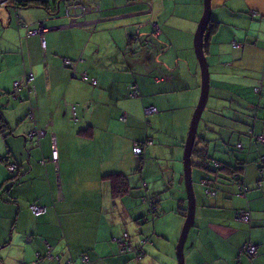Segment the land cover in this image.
<instances>
[{
	"label": "crops",
	"instance_id": "1",
	"mask_svg": "<svg viewBox=\"0 0 264 264\" xmlns=\"http://www.w3.org/2000/svg\"><path fill=\"white\" fill-rule=\"evenodd\" d=\"M202 2L51 0L0 8V158L8 153L20 166L14 182L16 173L0 160V264H72V256L77 264H140L115 242L142 232L137 221L146 216L135 215L139 199L129 200L138 195L132 172H140L161 212L178 206L186 214L181 162L201 91L192 38ZM210 19L219 25L203 42L209 95L191 155L192 226L198 219L185 264H264V186L255 183L264 181L257 162L264 145L256 139L264 136V0H211ZM162 31L169 47L149 49L152 33L161 38ZM128 36L142 46L127 45ZM131 48L138 54L123 56ZM66 61L88 79L70 78ZM29 74L34 81L23 82ZM132 84L138 99L129 96ZM149 106L157 113L143 114ZM35 130L39 150L27 135ZM237 161L246 191L230 180L228 166ZM113 173L126 177L118 198L105 177ZM30 204L47 211L36 218ZM238 211L249 214L248 223L236 219ZM245 243L257 247L254 257L240 254ZM167 254L166 264H175Z\"/></svg>",
	"mask_w": 264,
	"mask_h": 264
},
{
	"label": "trees",
	"instance_id": "2",
	"mask_svg": "<svg viewBox=\"0 0 264 264\" xmlns=\"http://www.w3.org/2000/svg\"><path fill=\"white\" fill-rule=\"evenodd\" d=\"M52 1L54 2V1H57V0H52ZM4 3L13 4V5L17 6V7H30V6H40V5L45 7V6H47L49 4V1H47V0H6V2H4ZM3 4H0V6H2ZM218 25L219 24H218L217 21L210 20V22L208 23V25L206 27L205 33H204L203 42L204 41L207 42L209 36L217 30ZM134 49L137 50V47L134 48ZM136 52H134L133 54L127 52V53H124L123 56H132V55L136 54ZM70 68H71V71H72L73 68L72 67H70ZM71 78H73L72 77V74H71ZM73 79H75V78H73ZM132 86H135L136 87V85H134V84L128 86V93H129L130 88ZM136 89H137V87H136ZM137 97H132V98H137ZM150 115H152V114H150ZM32 121H34V119ZM66 122H68V119H66ZM73 122H75V121H73ZM3 126H4V124H3ZM3 126H2V123L0 122V128H3ZM27 135L29 136V139H30L29 144H31L32 148H36L37 150H39V148H40V140L42 139V136L41 137L39 136V131L38 130L31 131ZM37 137L39 139H37ZM29 139H27V140H29ZM262 157L260 156L257 159V162L259 163V172L260 173H262V172L264 173V169H263L264 168V159L262 160L261 159ZM11 159H12V156L10 154H8V153L5 154L3 157L0 158L1 162L6 165V167L9 169V171L11 173H16V176H15V174H13V177H12L13 181L14 182L15 181H19L18 178H17V175H18V172H20V166H19V164L15 163L13 160L11 161ZM206 160H209V159H207L205 157V161H200L201 165L203 163H205V166H207L206 164H208V163L206 162ZM40 162H41V160H40ZM238 163H239V166H237V167L236 166L234 167L233 165H230V164H229L230 166H228L230 168V175H231L230 176V180L234 181V183H236L237 186H240L242 188H246L247 189V186H246V184H244V182L242 180V177H241V174H242L241 168L243 166H241L242 164H240V162H238ZM11 167H12V170H10ZM105 177L108 178L111 181V183H112L111 186H112V189H113V197L114 198H118V196H123L126 193V191H127V188H126L127 187V182H126V177L124 175H122V174L120 175V174H117V173H113V174H107ZM255 183L260 188L264 186V181L262 179H259L258 178V180H256ZM143 184H145V183H143ZM145 185H143V186H145ZM138 199H139V202L140 203H144V202L146 203V206L150 210L151 213H156V215H157L158 212H161V210L158 209V207L156 205L157 201H155L154 199L140 197V196H138L136 194H132L131 195V199H130L131 202H133L135 200H138ZM32 205L33 204H30L29 205V210H30L31 214L34 217L38 218V217H41V216L44 215L43 214L41 216H35L33 214V212L31 211V209H30V207ZM34 205H36V204H34ZM140 218H141V220H138L137 221L139 224L143 220H149L147 218V216H145V217L142 216ZM143 222H145V221H143ZM149 240H150V242L153 241L150 238H149ZM134 241H136V242H134ZM115 242L117 243V245L119 247V252L121 251V244H124V245H126L128 247L129 250H127L123 255L131 254V252L134 251V253L137 255L138 259L141 260L140 262H142L143 259H145L146 256H148L147 253H146L148 239L140 237L136 232H133L132 235H129L128 233H124V234H122V236L120 238H115ZM153 244H154V241H153ZM47 255H48V257L52 258L50 251L47 253ZM82 258H87L88 259V257H86V256H84ZM78 261H80V259L78 260V258H77V260H75V258L73 256L71 257L72 264H77ZM36 262L38 263L39 260H37ZM36 262H35V264H36ZM83 262H85V261H83ZM148 262H149V259H148ZM83 264H85V263H83Z\"/></svg>",
	"mask_w": 264,
	"mask_h": 264
},
{
	"label": "rangeland",
	"instance_id": "3",
	"mask_svg": "<svg viewBox=\"0 0 264 264\" xmlns=\"http://www.w3.org/2000/svg\"><path fill=\"white\" fill-rule=\"evenodd\" d=\"M47 1H51V0H47ZM203 4V2H202ZM9 5V3H4L2 6H0V8H4V6ZM11 8V7H10ZM204 8V7H203ZM9 10V8L7 9ZM6 12V11H5ZM166 30H168V27H164ZM196 30V29H195ZM161 35V34H160ZM194 35L193 34V38H192V43L194 45ZM153 42L154 44H151L150 48H155L156 44H164L165 47H169L168 45L171 44V41L166 37L165 32L162 31V37L159 38L158 36L156 37L153 33ZM174 37L177 39V41H179V39H183L182 34L180 32H174ZM166 38L167 42L163 41V39ZM155 50V49H154ZM153 51V50H152ZM195 51V49H194ZM138 53H136L135 55H137ZM134 55V56H135ZM132 56V57H134ZM131 57V58H132ZM70 70V78H71V74L72 71ZM80 73V72H79ZM73 80V79H72ZM76 80V79H75ZM200 95V93H199ZM131 98V97H130ZM140 98V97H139ZM131 99H138V98H131ZM144 114V112H143ZM151 116V115H150ZM148 116V117H150ZM145 118V116H144ZM148 120H144V127L146 128V130L149 128H151V124L148 125L147 124ZM181 168H182V175L184 174V168H183V161L181 162ZM142 178L140 172H132L131 174H129V182L130 185L133 187H137V191H138V195L140 197H144V198H149L150 197V190L147 189L146 186H143L142 182L140 181ZM185 186V185H184ZM77 195V193H76ZM185 195H186V191H185ZM78 197V196H77ZM131 198L129 197V200ZM164 206L168 207V204H164ZM187 210V204L185 206V209ZM134 211H135V215H137L138 213H145L146 211V216L149 220H144L145 222H140V228L142 229V232H139V236L142 238H146L148 239L147 242V248H146V253L149 256H146L145 259H143V261L140 264H146L148 259H149V264H166V259H168L169 257L167 256V250H171L172 252V259L175 260V264H177V258H176V246L180 237V233L186 218V214L185 212L182 214H180L178 212V206H175V209L171 210V212L167 213L166 210L165 212H160L159 215L157 216L156 213H151L150 210L146 207V203H138L137 205H135L134 207ZM175 213L177 214L178 217H180L182 219L181 220H177L175 218ZM156 215V216H155ZM198 219V217H196V220ZM196 220L194 225L191 227L189 234H188V239L186 240L184 249L188 248L190 243L189 240H191L192 238V234H194L197 231V225H196ZM149 238H154L155 241L157 242L158 246L153 244V241L150 242ZM166 245H169V247H167ZM131 254L133 256H135V258L137 260L138 259L137 255L134 253V251L131 252ZM185 254V252H184Z\"/></svg>",
	"mask_w": 264,
	"mask_h": 264
},
{
	"label": "water",
	"instance_id": "4",
	"mask_svg": "<svg viewBox=\"0 0 264 264\" xmlns=\"http://www.w3.org/2000/svg\"><path fill=\"white\" fill-rule=\"evenodd\" d=\"M203 14L198 24V27L195 32L194 37V49L195 54L199 62L200 72H201V91H200V98L196 105L195 111L193 113L191 123L189 126L188 135L185 141L184 146V153H183V168H184V185L186 191V199H187V210H186V218L180 233V237L176 246V258L177 264H185V257H184V246L187 240L189 231L192 227L194 216H195V194L192 184V149L195 142V136L197 133L198 124L200 121V117L204 108L206 106L208 95H209V71H208V64L205 53L203 51V37L206 30V27L211 20V0H203ZM95 21H93V24ZM142 46L141 42H138L136 47ZM151 45L148 44V48ZM75 72L78 71L75 68ZM77 79V78H75ZM13 94V93H12ZM44 133V132H42ZM37 139H39L37 137Z\"/></svg>",
	"mask_w": 264,
	"mask_h": 264
},
{
	"label": "built area",
	"instance_id": "5",
	"mask_svg": "<svg viewBox=\"0 0 264 264\" xmlns=\"http://www.w3.org/2000/svg\"><path fill=\"white\" fill-rule=\"evenodd\" d=\"M4 2H6V0H0V4H3ZM138 42H139V39L136 38V37H134V36L133 37L132 36H128V38H127V45H129V44L130 45H133V43L137 44ZM43 44L44 43H42V45ZM238 45H239V43L233 42V46L234 47H237ZM127 52L133 54L134 53V49L131 48V49H129V51L128 50H125L124 51V53H127ZM0 54H1V52H0ZM65 64L66 65H69L70 67L73 68L72 69V77L73 78L80 77L84 81L88 79V77H87V75L85 73H82L79 76V74H77L75 72V68H74L75 66L71 62L66 61ZM24 81H26L27 83L34 81L33 75L32 74H29L28 76H26L23 79V82ZM90 82H91V84L93 86L96 85V81L94 79H91ZM20 86H21V83L16 82L14 84L15 90L17 88H19ZM129 96H131V97H137V96H139L138 90L136 89L135 86H132L130 88ZM72 111H73V117H75V108H74V106L72 107ZM156 112H157V109L155 107H153V106H150V107L144 109V113L146 115L154 114ZM121 120L122 121H125L126 120V117L125 116L121 117ZM256 139L257 140H260V142L264 145V136H258V138H256ZM146 144L149 145L151 143L147 141ZM142 151H143L142 145L136 144L135 147L133 148V153L137 157L141 155ZM57 159H58L57 151L53 148V151H52V161H57ZM261 159L263 160L264 157H262ZM10 170H12V167H11ZM239 189H240V191H246L247 190L246 188H242L240 186H239ZM30 209H31V211L33 212V214L35 216H41V215L45 214V212H46V207H42V206H38V205H34V204L30 207ZM236 219L239 222H242V223H248L249 220H250L249 214L245 213L244 211H238V212H236ZM127 250H129L128 247L126 245H124V244H121V251L120 252L121 253H125ZM256 252H257V247L254 244H252V243H245L244 246L241 249L240 254L241 255L242 254H246L249 257H254L256 255Z\"/></svg>",
	"mask_w": 264,
	"mask_h": 264
},
{
	"label": "clouds",
	"instance_id": "6",
	"mask_svg": "<svg viewBox=\"0 0 264 264\" xmlns=\"http://www.w3.org/2000/svg\"><path fill=\"white\" fill-rule=\"evenodd\" d=\"M0 55H1V54H0ZM120 254H124V253H121V252H120ZM86 260H87V258H83V261H86Z\"/></svg>",
	"mask_w": 264,
	"mask_h": 264
},
{
	"label": "bare ground",
	"instance_id": "7",
	"mask_svg": "<svg viewBox=\"0 0 264 264\" xmlns=\"http://www.w3.org/2000/svg\"><path fill=\"white\" fill-rule=\"evenodd\" d=\"M89 75V74H88ZM34 83V82H33ZM264 169V168H263ZM232 194V193H231ZM228 203V202H227ZM238 223V222H237ZM241 224V223H240Z\"/></svg>",
	"mask_w": 264,
	"mask_h": 264
}]
</instances>
